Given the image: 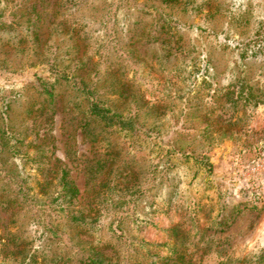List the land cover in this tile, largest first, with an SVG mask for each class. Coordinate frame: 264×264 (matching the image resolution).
<instances>
[{
    "label": "trees",
    "instance_id": "16d2710c",
    "mask_svg": "<svg viewBox=\"0 0 264 264\" xmlns=\"http://www.w3.org/2000/svg\"><path fill=\"white\" fill-rule=\"evenodd\" d=\"M147 1L156 13L139 0H0V215L10 214L19 226L0 233V264L191 263L186 261L190 244L201 242L191 232L180 235V224L171 232L173 253L163 257L129 237V226L138 224L131 205L154 206L151 198L157 194L150 192L161 185L155 187L162 179L156 176L158 166L138 171L126 160L115 165L117 154L109 151V163L89 167L92 195L86 208L78 204L80 190L68 168L48 167L46 156L55 147L48 129L42 137L40 132L29 137L28 118L45 114L50 121L63 98L64 108L78 112V126L93 142L108 130L133 140L142 134L153 138L155 127L142 119L148 109L142 83L134 85L129 77L131 53L140 54L132 46L158 45L153 54L155 71L161 72L176 60L172 39L179 34L171 25L174 16L160 9L177 0ZM163 95L172 98L169 87ZM176 148L175 153L194 156ZM27 160L40 173L37 193ZM50 169L56 176L49 180ZM211 239L202 241L204 254L212 251ZM235 261L229 257L218 264ZM241 262L264 264V252Z\"/></svg>",
    "mask_w": 264,
    "mask_h": 264
},
{
    "label": "rangeland",
    "instance_id": "374dc122",
    "mask_svg": "<svg viewBox=\"0 0 264 264\" xmlns=\"http://www.w3.org/2000/svg\"><path fill=\"white\" fill-rule=\"evenodd\" d=\"M143 2L157 12L152 1L139 0ZM186 3L177 0L160 8L174 16L171 25L180 35L172 39L173 64L157 72L153 53L158 45L138 47L135 42L132 46L140 54L131 53L129 77L134 85L142 83L143 103L148 108L142 119L155 127L153 138L142 134L133 140L108 130L93 142L79 128L78 112L64 108L63 98L50 121L45 114L36 120L28 118L29 137L39 132L42 137L48 129L53 136L50 147L55 145L46 156L50 157L48 167L62 164L68 168L80 190L78 204L86 208L92 195L89 167L108 160L109 151L117 154L115 165L126 160L138 171L158 166L156 176L162 179L155 187L161 185L150 192L157 194L151 198L154 206L131 205L132 219L138 224L129 226V237L148 244L152 255L163 257L173 253L171 232L180 224V235L191 232L201 242L190 244L189 264H218L229 257L236 260L233 264H242L264 252V0ZM136 59L148 66L143 68ZM167 87L172 98L163 95ZM173 146L194 156L175 153ZM33 151L31 147L29 152ZM26 162L37 193L40 173L31 169V160ZM55 176L50 169L46 178ZM18 228L10 214L1 213V234ZM202 233L204 239L215 238L207 254Z\"/></svg>",
    "mask_w": 264,
    "mask_h": 264
}]
</instances>
